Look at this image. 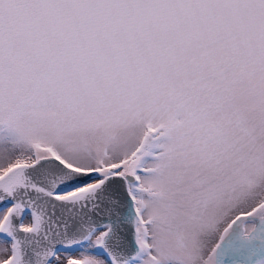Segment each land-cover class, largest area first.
<instances>
[{"label": "snow or ice", "instance_id": "6c2138e0", "mask_svg": "<svg viewBox=\"0 0 264 264\" xmlns=\"http://www.w3.org/2000/svg\"><path fill=\"white\" fill-rule=\"evenodd\" d=\"M0 264H264V0H0Z\"/></svg>", "mask_w": 264, "mask_h": 264}]
</instances>
